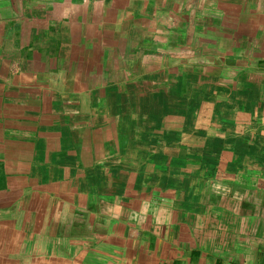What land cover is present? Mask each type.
<instances>
[{
    "label": "crops",
    "instance_id": "1",
    "mask_svg": "<svg viewBox=\"0 0 264 264\" xmlns=\"http://www.w3.org/2000/svg\"><path fill=\"white\" fill-rule=\"evenodd\" d=\"M0 264H264V0H0Z\"/></svg>",
    "mask_w": 264,
    "mask_h": 264
}]
</instances>
